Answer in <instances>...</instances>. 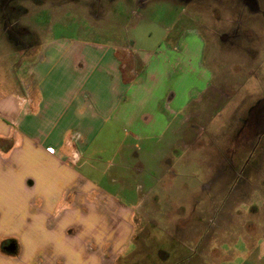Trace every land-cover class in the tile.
Returning <instances> with one entry per match:
<instances>
[{"label": "crops", "instance_id": "0c3cea01", "mask_svg": "<svg viewBox=\"0 0 264 264\" xmlns=\"http://www.w3.org/2000/svg\"><path fill=\"white\" fill-rule=\"evenodd\" d=\"M127 12L165 32L51 37L17 64L0 52V264H116L133 243L140 191L122 162L159 148L212 72L197 27ZM235 264H264V237Z\"/></svg>", "mask_w": 264, "mask_h": 264}, {"label": "rangeland", "instance_id": "374dc122", "mask_svg": "<svg viewBox=\"0 0 264 264\" xmlns=\"http://www.w3.org/2000/svg\"><path fill=\"white\" fill-rule=\"evenodd\" d=\"M134 3L0 0V52L17 64L51 37L114 33L151 32L155 44L166 28L136 21L129 10L197 27L210 84L171 122L159 148L133 150L122 162L120 175L140 200L133 243L116 264H235L264 237V0H150L146 9Z\"/></svg>", "mask_w": 264, "mask_h": 264}, {"label": "flooded vegetation", "instance_id": "af4514ba", "mask_svg": "<svg viewBox=\"0 0 264 264\" xmlns=\"http://www.w3.org/2000/svg\"><path fill=\"white\" fill-rule=\"evenodd\" d=\"M147 1H149V0H134V4H136L137 6H139V5H142V4H144L145 2H147ZM180 1H186V0H178V2L180 3ZM245 2H249V0H245ZM252 6H255V4L253 3V4H251ZM96 7H98L97 8V10L99 11V8H100V5L99 4H97L96 5ZM100 12V11H99ZM92 15H94V16H96V14L94 13V14H92Z\"/></svg>", "mask_w": 264, "mask_h": 264}, {"label": "built area", "instance_id": "2783aa9c", "mask_svg": "<svg viewBox=\"0 0 264 264\" xmlns=\"http://www.w3.org/2000/svg\"><path fill=\"white\" fill-rule=\"evenodd\" d=\"M46 150L50 153H54V149L52 147H47Z\"/></svg>", "mask_w": 264, "mask_h": 264}]
</instances>
